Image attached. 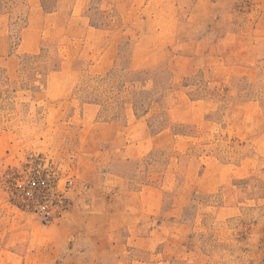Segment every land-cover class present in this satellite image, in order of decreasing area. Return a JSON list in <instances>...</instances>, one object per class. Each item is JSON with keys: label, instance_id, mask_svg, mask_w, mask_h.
I'll return each instance as SVG.
<instances>
[{"label": "rangeland", "instance_id": "1", "mask_svg": "<svg viewBox=\"0 0 264 264\" xmlns=\"http://www.w3.org/2000/svg\"><path fill=\"white\" fill-rule=\"evenodd\" d=\"M176 2L165 60H132L139 21L92 73L69 0H0V264H264V0ZM84 15L120 20L102 0ZM82 134L85 153L112 151L98 172L115 160L127 178L87 184ZM33 153L76 182L50 223L19 187Z\"/></svg>", "mask_w": 264, "mask_h": 264}, {"label": "crops", "instance_id": "2", "mask_svg": "<svg viewBox=\"0 0 264 264\" xmlns=\"http://www.w3.org/2000/svg\"><path fill=\"white\" fill-rule=\"evenodd\" d=\"M88 0H69L72 7V14L75 20L67 24L66 29L71 37L76 41H81L85 45V50L95 56L89 65V71L92 73H103L111 68L116 60L117 53L122 43L123 38L129 31L137 25L139 21L143 22L144 27L148 32L136 37L134 41V48L132 52V60H165L163 52L172 42L169 37L173 34L176 28V14L177 2L176 0H102L105 4L110 2L120 11V20L118 23L111 26H99L90 23V18L85 14L87 9ZM157 7L158 12L148 11ZM151 15V13H153ZM174 13V15H172ZM145 15L147 19H145ZM174 18L176 21H174ZM147 21V22H146ZM129 24V25H128ZM147 38V39H146ZM144 39L152 47L145 52L140 50L143 45ZM148 67V65L136 66V68ZM84 110L88 113H97V106L95 104H88L84 106ZM96 118V117H95ZM93 118V119H95ZM97 124H99L97 122ZM100 126L105 127H119L115 122L100 123ZM84 141V135L78 137V144L75 149V156L81 158L84 166L81 170L85 177L87 184H119L122 180L126 179L128 172H121L116 170L114 161L110 171L98 172L96 165V157L105 155L108 157L112 151L107 148H100L97 154H90L84 152L80 147V143ZM122 162H130L134 159L129 156L128 152L122 155ZM94 160V162H93ZM90 164V166H86ZM87 167V168H86ZM128 167V165H127Z\"/></svg>", "mask_w": 264, "mask_h": 264}, {"label": "built area", "instance_id": "3", "mask_svg": "<svg viewBox=\"0 0 264 264\" xmlns=\"http://www.w3.org/2000/svg\"><path fill=\"white\" fill-rule=\"evenodd\" d=\"M22 174L19 187L26 208L35 212L43 223L61 217L76 184L74 175L65 172L54 158L35 153L27 158Z\"/></svg>", "mask_w": 264, "mask_h": 264}]
</instances>
